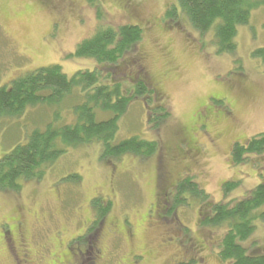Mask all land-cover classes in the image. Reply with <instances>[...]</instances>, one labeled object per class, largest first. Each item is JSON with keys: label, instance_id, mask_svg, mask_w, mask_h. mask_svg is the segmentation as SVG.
I'll use <instances>...</instances> for the list:
<instances>
[{"label": "rangeland", "instance_id": "374dc122", "mask_svg": "<svg viewBox=\"0 0 264 264\" xmlns=\"http://www.w3.org/2000/svg\"><path fill=\"white\" fill-rule=\"evenodd\" d=\"M116 1L130 2V14L137 19L126 16L114 5L115 0H107V5L101 6L97 0H0V87L5 88L25 72L51 64L59 65L68 77L78 71L100 70L102 66L93 59L76 58L73 53L78 42L94 35L99 27L119 28L130 22L138 23L140 18L153 21L158 27L163 25L165 31L142 33L137 47L147 52L146 69L155 77L163 76L161 90L170 117L157 131L147 124V111L155 107L156 101L150 104L145 101L149 107L146 108L142 99H133L119 119L117 138L136 136L156 142V153L148 158L125 155L108 165L99 160L98 144L69 149L45 170L41 180L23 182L16 194L0 191V234L14 226L21 215L32 255L43 254L44 264H58L68 242L91 217L90 200L99 198L104 203L111 201L108 214L111 219L120 226L124 219L129 222L125 229L130 228L128 231L134 239L132 243L120 241L119 252L124 262L133 246L146 245L158 250L161 240L171 239L169 243L173 247L169 252H172L183 247L182 239H189L190 247L195 248V241L203 238L207 246L199 256L203 264H226L216 258L226 227L201 229L198 211L203 205L199 199L186 196L187 202L173 209L174 203L163 195L166 193L161 188L159 157L163 145L183 139L182 129L192 127L195 115L205 105L221 107L226 103L233 115L231 120L214 128L223 131L217 146L214 144L213 148L211 139L198 132L196 138L201 150L198 165L176 157L171 168L182 178L191 174L190 179L214 202L239 200L262 181L264 153L248 154L240 165L234 166L230 151L237 139L244 143L264 134V66L253 56L255 50L264 48V8L254 11L249 23L238 28L235 52L219 54L213 29L205 34L196 32L180 10L178 0ZM56 22L59 31L49 35ZM178 22L185 32L173 27ZM170 26L173 28L167 29ZM137 47L107 75L109 80L121 84L125 92L132 86L122 78L128 76V68L121 67L130 57L136 59ZM117 77L122 80L117 82ZM79 102L81 98H69L58 109L29 107L20 117L0 119V159L15 144L24 142L34 128L51 123L55 111L58 112L56 123H73L71 106ZM109 116L98 113L101 119ZM72 175L78 177L77 182L68 179ZM227 181L235 182L238 187L224 197L222 185ZM155 202L156 211L168 203L164 215L167 222L160 229L149 225ZM255 225L245 245H259L264 250V224ZM114 244L115 239L108 242L111 247ZM167 257L168 254H163L154 264H163ZM0 264H12L1 244Z\"/></svg>", "mask_w": 264, "mask_h": 264}, {"label": "trees", "instance_id": "16d2710c", "mask_svg": "<svg viewBox=\"0 0 264 264\" xmlns=\"http://www.w3.org/2000/svg\"><path fill=\"white\" fill-rule=\"evenodd\" d=\"M178 3L196 32L205 34L213 29L219 54L235 52L238 28L249 23L254 11L264 8V0H178ZM142 20L140 18L138 26L129 24L113 28L104 24L94 35L78 42L73 52L76 58L93 59L102 66L100 70L78 71L68 77L59 65L51 64L25 72L12 80L8 88L0 87V119L20 117L29 107L58 109L69 98H81L82 101L71 106L73 123H56L58 112L55 111L51 123L44 128H34L24 142L15 144L2 156L0 191L16 194L23 182L41 180L45 170L72 148L98 144L99 160L108 165L125 155L148 158L156 153V142L136 136L117 138L119 119L130 102L142 99L144 105L150 104L153 98L148 96L152 92L140 83L125 92L121 84L107 78L112 69L121 65L119 63L123 57L137 47L144 34L139 27ZM56 23L52 25L49 35L59 31ZM253 56L258 57L264 66V48L255 50ZM128 60L121 67L122 70L129 68L134 61L132 57ZM103 78L105 82H102ZM121 80L117 77V82ZM146 108L149 107L146 105ZM147 112V124L153 125L157 131L170 119L168 110L160 102H156L155 107ZM98 113L110 116L101 119ZM175 144L162 146L160 153L163 154V162L159 176L163 191L173 192V209L183 206V202H187L186 196L199 199L203 205L199 208L203 212L199 219L201 229L226 227L218 244L221 260L226 264H264V250L259 245H245L254 233L255 223L264 224V174L258 186L243 198L214 202L189 175L182 178L179 173L173 172L171 165L175 159L169 161L165 149H171ZM263 153L264 134L244 143H236L230 151V162L238 166L246 155L261 156ZM172 154L174 158H185L182 152ZM68 179L77 182L78 177L72 175ZM237 187L235 182H225L222 185L224 197ZM91 206L99 216L106 214L108 208L99 198L92 199Z\"/></svg>", "mask_w": 264, "mask_h": 264}, {"label": "flooded vegetation", "instance_id": "af4514ba", "mask_svg": "<svg viewBox=\"0 0 264 264\" xmlns=\"http://www.w3.org/2000/svg\"><path fill=\"white\" fill-rule=\"evenodd\" d=\"M98 1V6L108 3L106 2L107 0ZM116 3L117 4L114 5L120 8L126 16H130L131 19L134 18V16H131L130 14V2L127 3L126 1H119V3ZM134 19H137V17ZM157 22L159 23V21ZM129 24L138 26V23L136 22H130ZM159 24L161 25V23ZM139 27L144 33H148L150 31L153 32L156 29L165 31L163 25L158 27L153 21L142 20L141 24L139 23ZM173 27L182 31V33L185 32L183 30V25H179V23H173ZM173 27L170 26V28H166L171 29ZM146 57L147 52L143 49H139L136 59L130 64L128 68V76H124L122 78L135 85L140 83L147 86L152 92L148 97L153 98L154 101L157 103L160 102L164 105V107H166V104H164V94L161 90V85L164 81L163 76L155 77L146 69ZM236 82L237 81H235V84ZM232 115L233 113L226 103L221 107H213L211 103L205 105L204 108L195 115L192 127H184L182 129L184 138L178 140L173 148L169 149L166 147L165 154L169 158V161L174 159V154L172 153L182 152L183 155H185L184 159H189L194 166H197L199 163L198 158L201 155V150L199 149L196 134L201 132L207 137V139L210 138L214 148V144L217 146L218 140H221V137L223 136V131H221V129L214 130V128H218L221 123L231 120ZM246 141L247 140H245V142ZM236 143H242V141L237 139L233 146ZM162 155L159 157L160 164L163 162ZM158 185L159 183L157 182V186ZM163 193H166L163 195L171 201L173 192L164 191ZM163 195L161 194L159 196L162 197ZM159 196L158 199H160ZM91 202L92 200H90L88 204L91 209V217L83 223V228L79 234L68 242L65 247L66 252L65 254H61L58 264H154L155 261H158L163 254H168V257L167 259H164L163 264L204 263L203 258L199 257L201 252L203 254V250H207V246H205L203 238L202 241H195L197 246H195V248L190 247L191 244L189 243V239H182L183 247H179L178 249L176 248L175 250L173 249L172 252H169L171 247H173L172 244L169 243L171 239L161 240L160 243H158V250H155L151 247L149 248L146 245H143V247L133 246L131 248L133 250L128 252V257L125 259L126 262H124L123 254L121 255L119 252V245L121 244L120 241H123L124 239L128 243H132L134 239L133 234L128 231L130 228L128 230L125 229V226H128L129 222L124 219L122 220V226H120L118 221L111 219L108 216L110 210L112 209L111 204L108 203L111 202L110 200H106L105 203L103 202L106 206H108V208L106 210V214L102 216H99L97 211L92 208ZM156 205L157 202H155L153 208L151 209V212L154 215L150 218L149 225L151 228L159 227L160 229V225L166 221L164 215H166L165 212L167 211L168 203H164V207H162L160 211H156ZM202 215V209H199V219ZM113 239H115V244L113 247H111L108 245V242ZM0 244L4 251L9 255L12 264H44L45 257L43 254H41V257H35L32 255L33 252L30 249L31 246L28 244L25 237L24 222L21 215H19L17 220H15L14 226L8 228L5 232L1 231ZM216 256L219 262H223L219 257V252Z\"/></svg>", "mask_w": 264, "mask_h": 264}]
</instances>
